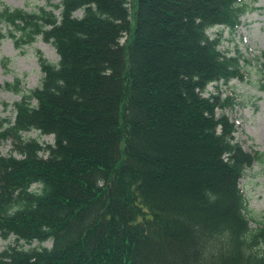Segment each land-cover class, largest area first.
I'll list each match as a JSON object with an SVG mask.
<instances>
[{
    "label": "trees",
    "instance_id": "obj_1",
    "mask_svg": "<svg viewBox=\"0 0 264 264\" xmlns=\"http://www.w3.org/2000/svg\"><path fill=\"white\" fill-rule=\"evenodd\" d=\"M129 5L0 12V40L20 48L42 37L60 57L40 56L41 86L15 104V122L0 120V141L12 146L0 156V237L14 241L0 264H264V223L250 228L240 188L261 156L235 137L224 113L233 99L208 94L251 64L222 51L221 35L253 9L135 0L132 18ZM1 90L18 93L21 81ZM32 131L54 145L26 140ZM197 168L214 180L183 188Z\"/></svg>",
    "mask_w": 264,
    "mask_h": 264
},
{
    "label": "rangeland",
    "instance_id": "obj_2",
    "mask_svg": "<svg viewBox=\"0 0 264 264\" xmlns=\"http://www.w3.org/2000/svg\"><path fill=\"white\" fill-rule=\"evenodd\" d=\"M247 3L253 9L242 19L241 27L231 33L225 30L221 35V50L229 51L231 55L237 52L250 61V65H245L242 79H234L228 86L217 84L208 87V94L219 95L221 100L231 98L234 106L228 108L224 113L235 123L237 141L246 152L258 153L261 160L253 164L245 177L240 181V188L243 191L247 202V218L250 221V228L256 230L264 223V0H240ZM60 0H0V12L9 7L12 10L22 9L29 13L37 12L40 8L56 10L55 5ZM129 8L134 13L135 0H129ZM60 14V10H56ZM83 12L77 13L82 17ZM134 26L135 23L133 22ZM212 36L218 34L217 30L211 31ZM125 39L122 41L124 42ZM16 41L7 37L0 40V86L7 83L13 84L17 79L21 81V91L9 92L0 91V120L10 119L15 122L17 114L15 104L22 101L24 95L36 90L41 86L44 73L40 65V56L51 64H58L60 57L55 47L37 37L30 45L17 47ZM37 102L33 101V105ZM221 112V111H219ZM26 140H37L42 145H54L53 136L44 135L38 131L24 134ZM186 148L195 149L196 145L191 138L182 142ZM185 149V155H188ZM12 151L10 143L0 141V156H8ZM203 170V171H202ZM201 171V172H200ZM188 173L194 177L186 179L183 188L193 187L199 182H209L214 180L213 173L209 170L192 169ZM205 178H207L205 180ZM177 185V184H176ZM13 240H4L0 237V252L4 251ZM50 248L51 242L43 244ZM39 247V243L24 245L25 249Z\"/></svg>",
    "mask_w": 264,
    "mask_h": 264
}]
</instances>
